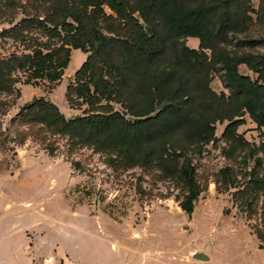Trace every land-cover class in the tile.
Segmentation results:
<instances>
[{"label": "trees", "instance_id": "obj_1", "mask_svg": "<svg viewBox=\"0 0 264 264\" xmlns=\"http://www.w3.org/2000/svg\"><path fill=\"white\" fill-rule=\"evenodd\" d=\"M248 4L249 0H0V18L10 25L0 31L3 44L10 47L0 55V147L15 151L32 139L53 154L64 140L68 156L88 147L105 155L113 170H156L181 186L179 206L191 214L200 194L191 156L214 140L215 123L227 120L222 138L242 146L248 143L236 129L244 112L264 128V52L255 51L252 41L239 52L222 45L229 33L247 29ZM104 6L116 17L107 16ZM18 14L21 18L12 24ZM188 37L199 40L198 49L186 45ZM71 49L87 55L66 97L72 106L87 104L86 115L66 119L56 105L40 97L19 107L5 127V116L21 96L17 84L57 83ZM218 64L228 94L218 95L210 88L211 72ZM241 64L257 79L242 75ZM112 102L120 103L132 119L115 111ZM250 155L255 163L248 180L231 186L244 200L242 205L253 211L264 193V142ZM71 163L75 168L81 164L74 159ZM221 171L223 179L230 175L228 167ZM256 236L264 241L261 232Z\"/></svg>", "mask_w": 264, "mask_h": 264}, {"label": "rangeland", "instance_id": "obj_2", "mask_svg": "<svg viewBox=\"0 0 264 264\" xmlns=\"http://www.w3.org/2000/svg\"><path fill=\"white\" fill-rule=\"evenodd\" d=\"M262 5L261 0H249L251 21L244 31L228 34L225 50H246L252 41L255 51L264 52ZM104 10L116 17L108 6ZM3 20L0 31L10 26ZM198 42L185 39L190 48L198 49ZM7 47L0 38V55L7 54ZM86 55L71 49L57 83L19 82L21 96L5 116V127L19 107L40 97L56 105L66 119L86 115L87 104L72 106L66 97ZM238 70L257 79L244 64ZM222 73L219 64L211 72L210 88L218 95L229 92ZM112 107L131 118L120 103L112 102ZM240 118L236 134L248 145L223 139L229 122L217 121L214 140L191 156L200 190L191 214L179 206L181 186L156 170H113L105 155L88 147L68 156L64 140L53 154L32 139L15 151L0 147V264H264V241L256 236L261 232L264 237V193L253 211L247 210L231 186L248 180L255 163L250 153L263 144L264 128L246 112ZM72 159L80 161L79 168ZM227 167L230 175L223 179L221 170ZM205 250L210 260L199 263L194 253Z\"/></svg>", "mask_w": 264, "mask_h": 264}, {"label": "water", "instance_id": "obj_3", "mask_svg": "<svg viewBox=\"0 0 264 264\" xmlns=\"http://www.w3.org/2000/svg\"><path fill=\"white\" fill-rule=\"evenodd\" d=\"M194 258H196L198 260H207L208 256L203 254V253L197 252L194 254Z\"/></svg>", "mask_w": 264, "mask_h": 264}, {"label": "crops", "instance_id": "obj_4", "mask_svg": "<svg viewBox=\"0 0 264 264\" xmlns=\"http://www.w3.org/2000/svg\"><path fill=\"white\" fill-rule=\"evenodd\" d=\"M195 38V37H194ZM199 43V42H198ZM82 61H83V59H82ZM195 253H197V252H195ZM194 253V254H195ZM200 253H203V254H205V255H207L208 256V259L207 260H198V259H196V258H194V259H196V260H198L199 261V263H203V262H205V261H209L210 260V254L205 250L204 252H200Z\"/></svg>", "mask_w": 264, "mask_h": 264}]
</instances>
